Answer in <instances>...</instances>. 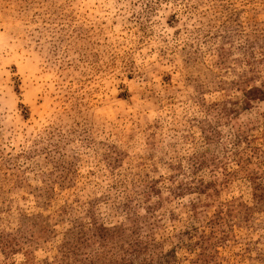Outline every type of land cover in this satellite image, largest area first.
Listing matches in <instances>:
<instances>
[{"label":"rangeland","instance_id":"rangeland-1","mask_svg":"<svg viewBox=\"0 0 264 264\" xmlns=\"http://www.w3.org/2000/svg\"><path fill=\"white\" fill-rule=\"evenodd\" d=\"M0 264H264V0H0Z\"/></svg>","mask_w":264,"mask_h":264}]
</instances>
